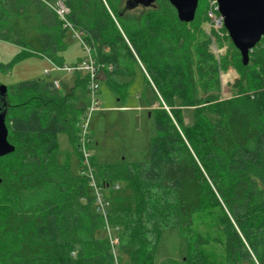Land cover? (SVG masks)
<instances>
[{
    "label": "trees",
    "instance_id": "1",
    "mask_svg": "<svg viewBox=\"0 0 264 264\" xmlns=\"http://www.w3.org/2000/svg\"><path fill=\"white\" fill-rule=\"evenodd\" d=\"M124 1L0 0V40L19 47V59L42 55L65 65L70 31L56 12L62 2L119 101L144 69L161 104L149 160L106 171L102 182L110 194L130 190L110 198L109 220L131 263L157 264L162 233L176 228L188 256L163 264H264V37L248 65L235 47L218 60L216 32L199 8L183 23L168 0L132 10ZM141 7L139 20L128 21ZM231 67L239 77L225 98L220 76ZM88 85L87 74L75 73L64 93L44 79L8 86L15 151L0 158V264H115L89 179L57 161L60 134L78 143L86 109L75 92L84 86L88 93ZM186 108L194 109L191 125Z\"/></svg>",
    "mask_w": 264,
    "mask_h": 264
},
{
    "label": "rangeland",
    "instance_id": "2",
    "mask_svg": "<svg viewBox=\"0 0 264 264\" xmlns=\"http://www.w3.org/2000/svg\"><path fill=\"white\" fill-rule=\"evenodd\" d=\"M212 2L213 0H202L199 9L201 13L205 12L209 18L208 24L205 26L207 30L213 29L216 32L212 37L211 51L220 60L226 55H231L234 45L230 37L221 32V29L218 30L213 23V19L209 17ZM143 11L141 7L129 13L127 20L131 22L139 20ZM65 45L66 50L63 53L65 65H76L86 57V51L82 43L74 38L72 32H68ZM21 53L22 50L19 47L0 40V84L11 86L38 79L53 82L57 80L59 86H61V92L64 93L65 84L70 83L75 77V74L63 70H52L51 61L42 55L19 59ZM13 62L12 67L8 68V65ZM142 70L144 71V69ZM142 70H137L128 95L122 101H119L117 95L102 80H98L100 92L97 94V99L101 104V110L95 111L92 115L87 148L101 185L106 171L115 174L124 166L149 160L150 143L157 135L154 110L159 108L161 104L146 80V73L144 74ZM49 72L50 74H48ZM105 77L106 73L101 68L99 79L105 80ZM220 77L222 96L228 98L232 95L230 86L239 75L235 68L231 67L228 71L222 72ZM120 81L122 80L120 79ZM75 93V103L77 102L78 106H84L87 111L91 92L86 93L85 87L82 86L78 87ZM184 116L188 125L193 124L194 109H184ZM81 127L82 122L79 126L77 144L72 143L66 134L59 135L57 161L59 164H67L70 167L71 175L74 177L78 176L83 169V165L78 158L80 151L78 144L81 143L82 138ZM115 179L120 180V177ZM128 193H130L129 189H121L110 194V190L105 188L108 200ZM102 234L106 237L105 232ZM213 249L222 254L218 247L213 246ZM187 252V244L182 238L180 230L176 228L167 229L162 233L157 246L156 263L163 264L166 261L182 262L184 256H188ZM118 260L119 264H133L129 257L123 253H120Z\"/></svg>",
    "mask_w": 264,
    "mask_h": 264
},
{
    "label": "water",
    "instance_id": "3",
    "mask_svg": "<svg viewBox=\"0 0 264 264\" xmlns=\"http://www.w3.org/2000/svg\"><path fill=\"white\" fill-rule=\"evenodd\" d=\"M157 0H128L126 9L151 7ZM175 8L179 20L191 23L196 19L200 0H168ZM224 28L234 47L240 52L244 65L249 64L250 53L264 37V0H217ZM8 86L0 84V158L15 151L9 141L6 122ZM2 179L0 178V185Z\"/></svg>",
    "mask_w": 264,
    "mask_h": 264
},
{
    "label": "built area",
    "instance_id": "4",
    "mask_svg": "<svg viewBox=\"0 0 264 264\" xmlns=\"http://www.w3.org/2000/svg\"><path fill=\"white\" fill-rule=\"evenodd\" d=\"M56 12L64 21V27L68 28V30L73 33L74 38L78 39L82 43L86 51V57L76 65L61 66L51 61L53 66L52 70H63L71 74L83 73L89 76L88 91L91 92V95L89 96L90 101L86 114L82 120V138L81 143H79V150L82 155L83 165V169L80 173L86 176L90 181V187L93 192L95 206L97 208V211L103 216L104 219V231L111 247V254L114 258L115 264H119L118 258L120 255L119 247L121 244V230L119 227H116L110 223L109 209L111 203L110 200H108V198L106 197L105 188L100 184L96 176V170L94 169V165L91 162L90 154L87 148V144L89 142L88 135L90 131L92 115L95 111L101 110V104L97 99V94H99L100 92V85L98 83V80H100L99 72L100 69L103 68V66L97 61L95 47L86 40L84 32L76 29L71 23L67 21L66 16L69 13V10L65 7L62 2L58 3ZM209 17L213 19V23L218 28V30L224 27V18L220 14L217 0H213L211 4ZM50 72L48 74H50ZM54 85L58 88L59 81L55 80ZM119 189V185L115 186V190Z\"/></svg>",
    "mask_w": 264,
    "mask_h": 264
}]
</instances>
